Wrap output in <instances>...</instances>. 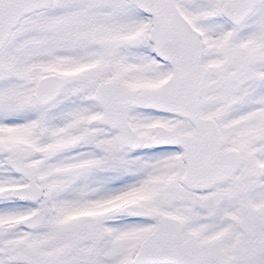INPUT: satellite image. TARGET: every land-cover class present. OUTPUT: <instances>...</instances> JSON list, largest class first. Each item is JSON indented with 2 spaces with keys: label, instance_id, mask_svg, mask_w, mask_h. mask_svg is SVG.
Returning a JSON list of instances; mask_svg holds the SVG:
<instances>
[{
  "label": "snow or ice",
  "instance_id": "6c2138e0",
  "mask_svg": "<svg viewBox=\"0 0 264 264\" xmlns=\"http://www.w3.org/2000/svg\"><path fill=\"white\" fill-rule=\"evenodd\" d=\"M0 264H264V0H0Z\"/></svg>",
  "mask_w": 264,
  "mask_h": 264
}]
</instances>
